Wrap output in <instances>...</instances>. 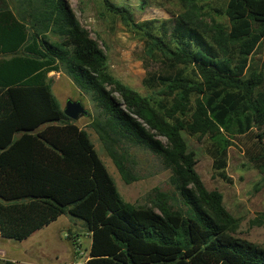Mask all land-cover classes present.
<instances>
[{
	"label": "trees",
	"instance_id": "16d2710c",
	"mask_svg": "<svg viewBox=\"0 0 264 264\" xmlns=\"http://www.w3.org/2000/svg\"><path fill=\"white\" fill-rule=\"evenodd\" d=\"M102 1L142 38L157 65L143 84L163 98L116 80L65 0H20L23 20L0 0V238L23 241L70 216L91 240L85 264H264V247L233 235L236 220L222 195L206 190L182 136L206 138L222 178L234 144L264 178L263 77L251 70L258 53L264 71V0H227L218 11L225 22L213 24L189 10L196 0L141 23ZM61 70L98 110L90 128L122 181L136 177L119 150L147 149L170 171L173 195L154 189L151 207L121 198L88 134L51 92L47 75Z\"/></svg>",
	"mask_w": 264,
	"mask_h": 264
},
{
	"label": "rangeland",
	"instance_id": "374dc122",
	"mask_svg": "<svg viewBox=\"0 0 264 264\" xmlns=\"http://www.w3.org/2000/svg\"><path fill=\"white\" fill-rule=\"evenodd\" d=\"M15 16L23 20L20 0H4ZM80 25L103 50L111 75L123 85L128 86L140 96L160 101L159 90L144 86L143 80L157 65L145 55L143 40L123 20L110 13L102 0H65ZM113 5L129 9L135 23L149 20L168 19L183 11L180 0H108ZM227 0H196L189 9L199 20L213 24L225 22L218 11L224 9ZM52 40L57 37L50 35ZM252 71L261 74L263 83L259 87L264 92V71L261 56L256 53L251 59ZM51 92L61 109L68 100L79 101L87 111L72 121L84 130L97 153L98 158L112 178L121 198L132 205L151 207L150 197L154 189L174 194L169 183L170 171L164 168L160 159L147 149L128 147L120 149L125 164L136 181L125 184L119 176L111 159L90 128L97 117L88 94L82 92L73 80L63 71L47 75ZM193 103V101H192ZM182 136L188 150L194 153L195 170L208 191L222 195L223 206L236 220L234 236L264 247V178L252 166L240 146L234 144L227 151V167L224 178L212 168V160L206 153V138ZM165 142L164 139H161ZM91 240L83 223L70 216H61L49 226L36 231L23 241L0 238V264L2 260L13 264H85L88 259Z\"/></svg>",
	"mask_w": 264,
	"mask_h": 264
},
{
	"label": "water",
	"instance_id": "95a60500",
	"mask_svg": "<svg viewBox=\"0 0 264 264\" xmlns=\"http://www.w3.org/2000/svg\"><path fill=\"white\" fill-rule=\"evenodd\" d=\"M62 111L63 114L71 121H76L80 116L87 115V111L79 101L68 100Z\"/></svg>",
	"mask_w": 264,
	"mask_h": 264
}]
</instances>
